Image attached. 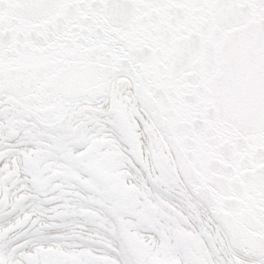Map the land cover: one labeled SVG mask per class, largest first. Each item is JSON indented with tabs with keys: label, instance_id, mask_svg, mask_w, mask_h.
<instances>
[{
	"label": "snow or ice",
	"instance_id": "obj_1",
	"mask_svg": "<svg viewBox=\"0 0 264 264\" xmlns=\"http://www.w3.org/2000/svg\"><path fill=\"white\" fill-rule=\"evenodd\" d=\"M0 264H264V0H0Z\"/></svg>",
	"mask_w": 264,
	"mask_h": 264
}]
</instances>
